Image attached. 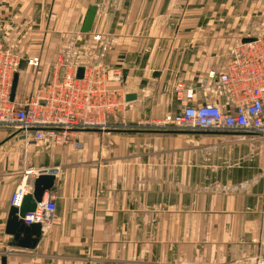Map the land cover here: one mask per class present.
Wrapping results in <instances>:
<instances>
[{"label": "crops", "instance_id": "0c3cea01", "mask_svg": "<svg viewBox=\"0 0 264 264\" xmlns=\"http://www.w3.org/2000/svg\"><path fill=\"white\" fill-rule=\"evenodd\" d=\"M90 6L96 18L82 33ZM256 37L264 38V0H0V42L21 58L16 101L56 76L63 52L79 65L120 70L122 81L111 86L125 102L106 129L74 131L78 147L34 143L32 134L0 127L6 264L264 260V136L144 125L187 105L234 112L229 90L210 74L223 73L234 47ZM28 170L31 187L39 175L56 176L44 197L54 194L56 209L32 249L6 232L11 195Z\"/></svg>", "mask_w": 264, "mask_h": 264}, {"label": "built area", "instance_id": "2783aa9c", "mask_svg": "<svg viewBox=\"0 0 264 264\" xmlns=\"http://www.w3.org/2000/svg\"><path fill=\"white\" fill-rule=\"evenodd\" d=\"M20 61L17 52L0 42V127L32 134L34 143L49 140L57 146L78 147L81 143L73 139L74 131L106 129L107 116L122 110L125 104L120 91L111 86L122 81L120 70L102 64L79 65L63 52L55 62L56 76L40 86L35 96L19 102L12 100L14 74ZM29 64L38 66L39 59L33 58ZM80 68L84 69L82 78L78 77ZM210 77L229 90L234 112H225L212 102L187 105L177 115L144 125L162 130L234 131L264 136V38L237 44L225 71L218 76L212 73ZM206 89L211 90V86ZM185 97L191 102L193 94L187 92ZM32 174V170L25 172L24 180L11 195V207L21 208L25 196L32 192L33 186L27 182ZM55 199L54 194H49L35 211L22 218L23 222L41 223L44 232L51 224ZM0 264H3L1 254Z\"/></svg>", "mask_w": 264, "mask_h": 264}, {"label": "water", "instance_id": "95a60500", "mask_svg": "<svg viewBox=\"0 0 264 264\" xmlns=\"http://www.w3.org/2000/svg\"><path fill=\"white\" fill-rule=\"evenodd\" d=\"M97 14L96 6H90L84 21L81 26L82 33H89L92 30L95 18ZM255 38H248L243 40V42L253 41ZM84 69L80 68L78 72V77L82 78ZM18 85V75H15L12 86L11 99L14 100L16 89ZM135 94H128L126 96L127 101H132L136 99ZM45 103V102H41ZM56 176L53 174H42L39 175L33 184L32 192L28 193L23 201L21 208L11 207L9 218L7 221L6 232L9 235L15 237V242L18 247L32 249L35 248L43 234L41 223H32L26 225L22 218L30 212L35 211L38 203H41L45 197L46 192H50L54 186ZM3 264H6V259H3Z\"/></svg>", "mask_w": 264, "mask_h": 264}, {"label": "rangeland", "instance_id": "374dc122", "mask_svg": "<svg viewBox=\"0 0 264 264\" xmlns=\"http://www.w3.org/2000/svg\"><path fill=\"white\" fill-rule=\"evenodd\" d=\"M180 93V91H178ZM264 263V260L262 258L257 259V264H262Z\"/></svg>", "mask_w": 264, "mask_h": 264}]
</instances>
